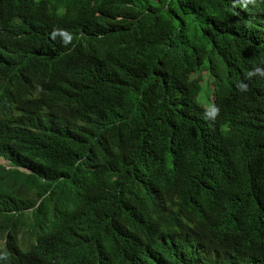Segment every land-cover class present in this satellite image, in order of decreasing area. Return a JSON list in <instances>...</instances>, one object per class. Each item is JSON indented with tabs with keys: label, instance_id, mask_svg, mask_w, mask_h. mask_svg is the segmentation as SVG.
Listing matches in <instances>:
<instances>
[{
	"label": "trees",
	"instance_id": "obj_1",
	"mask_svg": "<svg viewBox=\"0 0 264 264\" xmlns=\"http://www.w3.org/2000/svg\"><path fill=\"white\" fill-rule=\"evenodd\" d=\"M263 19L264 0H0V264H264Z\"/></svg>",
	"mask_w": 264,
	"mask_h": 264
},
{
	"label": "rangeland",
	"instance_id": "obj_2",
	"mask_svg": "<svg viewBox=\"0 0 264 264\" xmlns=\"http://www.w3.org/2000/svg\"><path fill=\"white\" fill-rule=\"evenodd\" d=\"M199 100L202 103L205 102V98H203V96L201 94H199ZM0 164L6 166L7 168H11L9 166V163L4 159H0ZM20 193H21L22 199H29V200L34 199V193L28 192L24 188H21ZM2 222L3 221L0 218V250H2L5 247L6 240H7L8 233H9L8 229L6 228V226ZM29 232H30V227H28V225H25V226L18 225L16 227V235H17V240H18L19 244H22V243L29 244L30 243Z\"/></svg>",
	"mask_w": 264,
	"mask_h": 264
},
{
	"label": "clouds",
	"instance_id": "obj_3",
	"mask_svg": "<svg viewBox=\"0 0 264 264\" xmlns=\"http://www.w3.org/2000/svg\"><path fill=\"white\" fill-rule=\"evenodd\" d=\"M252 25H253V27H254V22H252ZM263 25H264V19H263ZM0 159H4V158H0ZM4 160H6V159H4ZM7 161V160H6ZM8 163H9V166L10 167H12L11 166V164H10V162L9 161H7ZM0 165H2V164H0ZM4 166V165H3ZM4 167H6V166H4ZM7 168V167H6ZM7 169H9V168H7ZM21 170L22 171H25L23 168H21ZM21 188H24L26 191H28V192H33L34 193V199H32L31 201H35L36 200V192L35 191H29L25 186H21V187H19L18 188V194H20L19 196L21 197V193H20V190H21ZM24 201L26 200V199H23ZM29 200V199H28ZM216 203V202H215ZM39 206V204H37L36 205V207L35 208H32V209H28V210H26L25 211V213L27 214V215H29V214H32L33 213V211L37 208ZM29 234H30V243L29 244H26V243H22V244H19L18 243V240H17V235L15 234L14 235V238L16 239V242H17V244H18V246H19V248L21 249V250H24V251H26V250H29L30 248H31V246H32V244H34L35 243V240H36V236H34V232L32 231V228L30 229V232H29ZM8 235H9V233H8ZM7 239H8V237H7ZM6 243H7V240H6Z\"/></svg>",
	"mask_w": 264,
	"mask_h": 264
},
{
	"label": "bare ground",
	"instance_id": "obj_4",
	"mask_svg": "<svg viewBox=\"0 0 264 264\" xmlns=\"http://www.w3.org/2000/svg\"><path fill=\"white\" fill-rule=\"evenodd\" d=\"M66 77H67V76H66ZM202 203H203V202H201V204H202ZM204 204H205V203H204ZM207 205H209V204H207ZM210 205H211V204H210ZM200 206H202V205H200ZM203 207H206V205H205V206L203 205ZM209 207H210V206H209ZM211 207H212V205H211ZM211 207H210V209H211ZM213 207H214V206H213ZM200 208H201V207H200ZM204 209H205V208H204ZM204 209H203V210H204ZM212 209H213V208H212ZM199 210H200V209L198 208V211H199ZM198 211H197V212H198ZM206 211H209V209L206 210ZM203 212H204V211H203ZM211 212H212V211H211ZM211 212H210V213H211ZM199 213H200V212H199ZM206 213H207V212H206ZM206 213H205V215H206ZM200 214H201V213H200ZM139 215H140V214H139ZM203 215H204V214H203ZM203 215H202V216H203ZM205 215H204V216H205ZM207 215H208V214H207ZM208 216H209V215H208ZM208 216H207V217H208ZM199 217H200V216H199ZM201 218H202V217H201ZM206 219H207V218H206ZM132 220H133V219H132ZM203 222H206V221L203 220ZM180 229H181V228H180ZM183 229H184V228H182V230H183ZM184 231H185V230H184ZM179 232L182 233V231H180V230H179ZM179 232H178V233H179ZM183 233H184V232H183ZM137 234H138V233H137ZM158 235H159L158 237L160 238V234H158ZM164 235H165V234H164ZM180 235H181V234H180ZM161 236H162V235H161ZM155 237H157V236H155ZM155 237H154V238H155ZM162 237H163V236H162ZM134 238H135V237H134ZM134 238H133V239H134ZM140 238H141V237H140ZM154 238H153V241H154ZM229 238H230V237H229ZM163 239H164V238H163ZM140 240H141V239H140ZM155 242L158 243L157 239L155 240ZM225 242H226V241H225ZM147 244H149V243H147ZM153 245H154V243H153ZM144 246H146V244H145ZM147 246H148V245H147ZM155 246H156V245H155ZM146 248L148 249V247H146ZM142 249H143V248H142ZM140 250H141V249H140ZM134 253H135V251H134ZM136 261H138V260H136ZM133 262H134V261H133ZM129 263H130V262H129Z\"/></svg>",
	"mask_w": 264,
	"mask_h": 264
}]
</instances>
